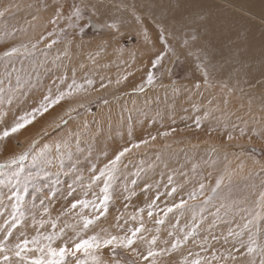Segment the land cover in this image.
<instances>
[{
    "label": "rangeland",
    "instance_id": "rangeland-1",
    "mask_svg": "<svg viewBox=\"0 0 264 264\" xmlns=\"http://www.w3.org/2000/svg\"><path fill=\"white\" fill-rule=\"evenodd\" d=\"M244 1L246 3H239L241 7L247 8L257 18L239 14L236 17L241 24L249 23V32L245 33V28L237 33L231 21L230 31L234 38L225 41L209 37L211 42L206 40L208 37H202L201 32L204 33L205 29L181 26L175 21L186 19L182 17L183 14L188 18L190 15L197 17L198 7L218 6L215 1L142 0L139 3L137 0L140 5H156L154 13L163 17L158 22L165 25V34L171 27L178 37L169 40L175 54L167 53L161 63L152 69L151 61L163 51V45L158 41V30L147 9L140 8L138 4L137 11L143 18V25L137 24L127 12H117L115 18L121 20L119 32L88 29L80 35L77 29L68 27L67 19H61L55 25L49 23L57 7L54 0H0V10H9L5 17L0 18V32L16 33L15 38L5 36L0 42V55L14 46L29 44L30 47L41 35L56 33L47 36L33 52L18 53L12 57L15 71L9 69L10 79L4 70L8 60L0 61V130L10 127L19 116L39 106L49 89L55 96L57 88L65 90L73 78L83 85L72 98L62 100L43 115H38L19 133L0 142V163H3L41 138L23 165H13L9 169V174L20 167L24 169L23 175L31 172L34 178L29 186L25 187L23 180L17 187L15 180L9 183L0 178V238L5 235V221L11 219L13 211L14 201L9 197L16 191L22 197L21 210L25 219L22 225L13 230L8 243H15L20 233L30 239L38 233L51 232V221L57 223V230L69 226L65 228L64 239L57 240L55 246L76 236L71 226L82 229L83 219L91 218L95 210L91 207L83 210L77 208L74 213H61L70 208L74 199H92L88 188L92 175L90 170L95 168L98 172L123 147L148 140L147 144L133 149L122 158L113 182L114 195L107 214L87 230L80 231L77 239H87L96 234L101 238L107 234H122L116 228L117 217H122L119 220L121 225L127 220V226H136L138 221L131 220V215L157 196L156 211L163 216L160 209L178 203L182 198L187 200L188 194L204 183L205 195L210 196L208 203L199 206L204 197L190 201L186 209L193 205L198 207L194 212L185 211L178 223L173 213L164 218L162 225H155L149 220L146 210L142 214L145 227L150 229L143 235L149 240L158 235L155 245L158 251L171 247L170 243L165 242L183 239L184 232L180 229L185 232L191 230L194 216L195 224L199 225L194 235L180 248L155 257L157 264H181L184 257L191 260L196 253L209 258L210 264H249L251 258L236 252L239 245L229 231H239L240 225L254 218L252 231L256 233L258 243L264 244V209L257 205L264 193V39L262 42L259 40L264 38V0ZM58 2L63 4V13L67 17L72 4L81 3V0ZM115 2L119 3L120 0ZM133 2L136 3V0L125 3ZM171 12L173 14L170 16ZM205 14L209 17L206 18L209 25L216 27L219 33L223 25L229 24L218 19V16L221 17L219 14ZM113 18L101 15L99 20L94 17L93 21L100 24L105 19ZM86 23V20L80 22L81 25ZM141 27L148 29L152 44L146 43L143 35H137ZM62 29L66 31L61 33ZM193 34L198 37L196 41L191 39ZM129 37L132 38L131 43ZM186 39L188 44L183 46ZM53 40L58 42L47 47ZM253 42H261L263 46L253 48ZM120 48H123L122 52L118 51ZM149 70L153 71L151 84L147 82ZM205 71L209 74L207 84ZM89 79L93 82L91 86L87 84ZM237 82L242 84L238 86ZM101 84L106 87H101ZM79 102L82 103L80 108L69 114V109ZM217 107H228L231 115L218 116L215 112ZM69 116L75 118L70 119ZM59 117L62 118L57 122ZM36 129L41 131L34 135ZM165 132L169 134L162 136L161 133ZM153 136L156 137L154 140ZM229 136L232 138L229 139ZM20 137L25 139L21 140ZM58 141H67L69 146L54 156V145ZM45 145L51 146L48 159L53 163L45 165L39 159L34 163L33 156ZM252 149L256 151L252 152ZM77 177H81L82 181L75 185L76 191L68 196L69 185ZM218 177L223 179L216 191L212 192ZM172 188H176V192L169 197L167 193ZM52 192L55 199L49 200L47 194ZM85 192L89 193L87 197ZM45 208L48 209L47 213L44 212ZM41 221H44L43 227ZM169 232L173 235L169 236ZM243 238L247 239V233ZM135 247L139 254L116 249L118 255L115 259L110 248L98 249L91 256L78 252L75 257L66 259L69 264H77V259L81 264H94L92 256L96 258V264H151L152 258L143 259L147 255L148 245L138 242ZM213 251L217 254V260L210 259ZM229 252L237 259H224L221 256ZM261 259L256 255L255 264H261Z\"/></svg>",
    "mask_w": 264,
    "mask_h": 264
},
{
    "label": "snow or ice",
    "instance_id": "snow-or-ice-1",
    "mask_svg": "<svg viewBox=\"0 0 264 264\" xmlns=\"http://www.w3.org/2000/svg\"><path fill=\"white\" fill-rule=\"evenodd\" d=\"M54 3H57V7L55 8L54 15L50 19L49 23L56 24L61 19L68 20V27L74 28L78 30V34H84L88 29H92L94 31H104V30H114L115 32H119L121 20L115 18L117 12H127L130 14L136 21L137 24L143 25V18L140 13L137 11V4L135 2L128 4L125 3L124 0H120L119 3H116L115 0H81V3H73L70 9V12L67 17L64 16L63 13V4H59L58 0H54ZM140 8L147 9L148 16L152 19V22L155 24L158 30V41L161 45H163V51L152 59V69H155L157 65L161 63L164 59V56L172 52L175 54V49L169 44L170 39H178V37L174 34L171 27L167 29L163 23H159L158 21L163 19V17L157 16L154 13V8L157 7L153 3H148L147 5L141 4ZM9 10L5 8L4 10H0V18L5 17V14ZM101 15H110L114 17L113 19H105L103 23L95 24L93 23V18L95 17L99 20ZM35 19V17H33ZM86 20L87 23L81 25L80 22ZM175 20V17H173ZM176 24L184 26L183 19L176 20ZM191 23V22H190ZM21 32H25V29H19ZM66 30H61V33ZM193 33H195V29H193ZM56 34L55 32H49L47 36H52ZM15 31H4L0 32V42H3L5 36L9 39L15 38ZM137 35H143L146 43L152 44L153 42L149 39L148 29L146 27H141L138 31ZM47 36L41 35L36 42L29 44H22L19 46H14L0 55V61L8 60V63L5 64V74L8 78H11V72L15 71L14 61L11 60L12 57L19 54H27L29 52H33L37 45L44 40L47 39ZM193 41H196L198 37L193 34L191 36ZM57 40H53L47 47H51L52 44L57 43ZM129 42H132V38L129 37ZM188 40H184L183 46H187ZM154 47V45H153ZM103 51V48H101ZM118 51H123V48L118 49ZM191 54V53H190ZM135 54L133 53V56ZM208 72H204V80L205 84L208 83ZM73 77H75V73H73ZM63 83V80L61 81ZM147 82L151 84L153 82V71L149 70ZM92 80H87V84L89 86L92 85ZM20 86L19 79L17 80V87ZM199 85H197L198 87ZM101 87H106L105 84H101ZM83 88V85H80L76 82L75 78H73L72 83L68 84L65 90H60L57 88V94L55 96L52 95L51 89L47 95L44 96V99L40 102L39 106L33 108L29 112H25L23 115L19 116L10 127H4L0 130V142L6 141L9 137L14 136L19 133L22 129L33 123L38 115H43V113L47 112L54 105L59 104L62 100L66 98H72L74 92H79ZM86 107V106H85ZM87 110V109H86ZM73 111V109H69V112ZM70 119H74L75 117L69 116ZM62 123H66V121H62ZM169 133H161L162 136H167ZM243 134V132L241 133ZM156 137L153 136L154 140ZM232 137L229 136V139ZM148 140L141 141L139 143H131L129 146L123 147L120 151H118L115 156L108 161L107 164L104 165L103 168H100L97 172L95 168L91 169L92 175L89 180L88 188L91 190L92 199H74L70 205V208L66 209L61 215L74 213L77 208L81 210L85 208L91 207L95 210L94 215L91 218L83 219L82 229L77 230L76 226L73 227V230L76 231V236L69 237L67 240L60 246H55L57 240H63L65 233V228L69 227L65 225L64 227L59 228L57 230V223L55 221H51L52 231L47 234H40L31 237L30 239L24 234L20 233L16 238L15 243H8L9 238L13 235V230L17 229L18 226L22 225L25 219L24 212L21 210V201L22 197L19 191H16L9 197L10 200H13L12 203V214L11 219L5 221L7 225L5 231V235L3 238H0V264H69L67 261V257L72 256L75 257L78 252H82L86 255H90L101 248H110L112 251L113 258L118 255L116 249H123L125 251L131 250L133 254H139L138 249L135 247L138 242H144L148 245L147 255L143 256L144 260L151 259V264H157L155 257L162 255L164 252H171L178 248H180L190 236H193L196 228L199 227L198 224H195V216L193 217L194 225L191 230L185 232L184 229H180L181 232H184L183 239H174L170 242L171 247L168 249H160L159 251L155 248L157 241L159 239L158 235H154L151 239H147L143 234L150 229H147L143 222V213L145 210L147 211V216L149 220H152L155 225H162L165 222V217H168L169 213H173L177 218V223L179 222V217L184 214L185 211H195L197 205H193L191 208L186 209V205L189 204L190 201H196L200 197H204V200L201 205L208 203L210 196L205 195V184L200 183L199 189L194 190L188 194L187 200L181 199L178 203H174L172 205L166 206L160 211L163 212V216H160L156 211L158 208L156 204V200L159 199L157 196L151 203L147 204L143 208H139L136 210L134 214L131 215V220L138 221L136 226H127V220H125V224L121 225L119 220L122 217H117L116 228L119 233L111 235L107 234L103 238L99 234L88 237L87 239L79 238L80 231L87 230L90 226L94 225L97 220L101 217H104L109 209L110 203L113 199V182L116 178V175L119 171V165L122 161V158L125 157L126 154L132 152L133 149H139L142 144H147ZM36 141H33L32 144L29 145L27 149L23 152L19 153L6 160L3 163H0V178L6 179L9 183L15 180L17 187L20 186L22 180L25 187L29 186L33 181V174L29 172L27 175H23L24 169L20 167L18 170H13L11 174H9V169L12 168L13 165H23V162L28 158L29 153L34 151V145ZM67 141H58L55 143L54 148L55 152L54 156H58L62 149L68 148ZM49 145H45L44 148L33 156V162L35 163L38 159L41 160L45 165L53 163L52 160L48 159V153L50 151ZM255 152V149L251 150ZM38 175V174H37ZM223 177H218L216 181V187L212 188L211 191L215 192L216 188H218L221 184ZM82 178L77 177L72 184L69 185L68 196H71L75 191V185L78 182H81ZM95 189H98L96 191ZM176 192V188H172L171 192H168L167 195L169 197L172 196L173 193ZM85 197L89 195L88 192L84 193ZM47 198L49 200L55 199V193H48ZM127 199V198H126ZM257 205L264 209V193L261 194L260 199L257 201ZM125 209H127V205H125ZM48 209L45 208L44 212L47 213ZM58 219V218H57ZM44 221H41V227H43ZM254 225V218L247 220V222L240 225L239 231H229V235L236 238V242L239 247L236 248V252L240 253L241 256H248L250 259L249 264H255V256L259 255L262 257L261 264H264V244L258 243L256 233L252 231V226ZM102 231L107 232V230L102 229ZM157 233L159 232V228L156 229ZM247 233V239L245 240L243 237ZM173 233L169 232V236H172ZM227 240V237L225 238ZM69 244L71 246H69ZM202 250L203 246H201ZM243 249V252H241ZM38 253V255H37ZM31 254V255H30ZM192 255V253H189ZM224 259H232L236 260L237 257L233 255L231 252L228 255L221 254ZM211 260H217V254L215 251L211 253ZM92 260L94 264H96V258L92 256ZM77 264H81L79 259H77ZM119 264V262H117ZM131 264V262H129ZM181 264H210V260L207 257L200 256V253L195 254L194 259H189L187 256L181 260Z\"/></svg>",
    "mask_w": 264,
    "mask_h": 264
},
{
    "label": "bare ground",
    "instance_id": "bare-ground-1",
    "mask_svg": "<svg viewBox=\"0 0 264 264\" xmlns=\"http://www.w3.org/2000/svg\"><path fill=\"white\" fill-rule=\"evenodd\" d=\"M125 2H127V0H124ZM139 1V3L140 2H142V0H138ZM160 1V0H159ZM166 1V0H165ZM212 1H215L216 2V4L218 3V6L216 5H213L212 7H208V6H200V7H198L197 8V17H192L193 15H190V17L188 18V16L187 15H182V17H184V18H186V19H183V24H184V26L185 25H188V26H193V27H197V28H199V29H205L203 32L206 34V35H208V36H205V34L204 33H202L201 32V34H202V37H208L206 40H210L211 42H212V40H219V39H223V40H225V41H231L232 40V38H234V36L232 35V33H231V31H230V26H231V21H233L234 22V25H233V28H234V30L236 31V30H238L237 31V33L239 32V29H242V30H245V28H246V30L244 31L245 33H248L249 32V29H250V25H249V23H245V24H241L239 21H240V19L239 18H237L236 17V15L237 16H239V15H246L247 17H253V18H257L256 17V15H254V14H252L251 12H249L248 10H246V9H244L243 7H241L242 5H240L239 3L241 2V1H243V2H245L244 0H212ZM242 2V3H243ZM139 3H137V0H136V4H138V5H140ZM246 3V2H245ZM172 4H173V1H172ZM204 5V4H203ZM173 8V7H172ZM169 9V8H168ZM220 9H225V10H227V11H225V12H221V10ZM252 9V8H251ZM174 10V9H173ZM188 10V9H187ZM192 10V9H191ZM184 11V10H183ZM194 11V10H193ZM177 12V11H176ZM208 12V14H210V15H212V16H215V15H221V17L220 16H218V19H223V20H225L226 22H229V24H226V25H223V30H221V33H219V30L216 28V27H213L212 25H209V23H208V20L206 19V18H209L205 13H207ZM179 14H182L183 12H178ZM186 14H188L187 12H185ZM227 13V14H226ZM171 14H173V12H171V13H169V15L171 16ZM191 14V13H190ZM239 14V15H238ZM177 15V14H176ZM175 15V16H176ZM196 16V15H195ZM243 16V17H244ZM177 19H179L178 18V16L176 17ZM258 20V19H257ZM261 21V20H260ZM169 22V21H168ZM191 22V23H190ZM212 22V21H211ZM93 23H94V21H93ZM243 23V22H242ZM232 28V27H231ZM212 39H210V38ZM263 39L264 38H262V39H260L259 38V40L262 42L263 41ZM258 40V41H259ZM202 42H204V40L202 41ZM261 42H259V43H255V42H253V44H252V46H253V48H254V46L255 47H258L260 44H261ZM192 43V42H191ZM197 43V42H196ZM195 44V43H194ZM199 44V43H198ZM251 46V45H250ZM261 46H263V45H260V47ZM193 47V46H192ZM194 49V48H193ZM259 49V48H258ZM195 50V49H194ZM255 50H257V48L255 49ZM262 50V49H261ZM259 51H260V49H259ZM220 76V75H219ZM229 78H227V80H228ZM230 81H231V79H229ZM235 80V79H234ZM240 79H238V81H239ZM241 81H243V79H241ZM226 82H228V81H226ZM232 82V81H231ZM236 82V81H235ZM234 82V83H235ZM257 82V81H256ZM242 83H244V81L242 82ZM241 83V84H242ZM246 84H249V83H251V82H245ZM254 83V82H253ZM260 83H261V81H260ZM259 83V84H260ZM237 84H238V86H240L239 85V83L237 82ZM237 84H233V85H237ZM252 84V83H251ZM257 84V83H256ZM258 84V85H259ZM245 84H243V86H244ZM262 85H263V83H262ZM253 86V85H252ZM255 86V85H254ZM257 86V85H256ZM264 90V89H263ZM254 100V99H253ZM82 105V103L81 102H79L78 103V105H75V106H73L71 109H73V111H77V108L79 107L80 108V106ZM220 106H222V105H220ZM73 111H71V112H69V114L70 113H73ZM229 111V109H228V107H217L216 108V113H217V115L218 116H224V115H231V113H230V111ZM65 114L63 113V116H64ZM62 116V117H63ZM67 116V115H66ZM61 117V118H62ZM60 118V117H59ZM61 118L60 119H57V122L58 121H60L61 120ZM221 118V117H220ZM48 122V121H47ZM217 123H218V121H217ZM50 125H52V124H50ZM204 125V124H203ZM213 125H215V124H213ZM218 124H216V126H217ZM219 126V125H218ZM48 127V126H47ZM37 128H39V127H37ZM35 129V128H34ZM38 130V131H37ZM40 131L41 130H39V129H36L35 130V132H34V135H37L38 133H40ZM21 138V137H20ZM23 139H25V137H22ZM22 138H21V140H22ZM29 142V141H28ZM23 144V143H22ZM28 144V143H27ZM29 145V144H28ZM11 154H13V153H10V155ZM11 157V156H10ZM165 169V168H164Z\"/></svg>",
    "mask_w": 264,
    "mask_h": 264
},
{
    "label": "trees",
    "instance_id": "trees-1",
    "mask_svg": "<svg viewBox=\"0 0 264 264\" xmlns=\"http://www.w3.org/2000/svg\"><path fill=\"white\" fill-rule=\"evenodd\" d=\"M41 138H38L37 140H36V143L40 140Z\"/></svg>",
    "mask_w": 264,
    "mask_h": 264
}]
</instances>
